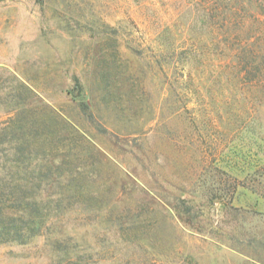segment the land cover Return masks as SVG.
Wrapping results in <instances>:
<instances>
[{
    "label": "rangeland",
    "instance_id": "374dc122",
    "mask_svg": "<svg viewBox=\"0 0 264 264\" xmlns=\"http://www.w3.org/2000/svg\"><path fill=\"white\" fill-rule=\"evenodd\" d=\"M209 4L0 0V128L38 107L61 213L0 264H264V78L225 74Z\"/></svg>",
    "mask_w": 264,
    "mask_h": 264
},
{
    "label": "trees",
    "instance_id": "16d2710c",
    "mask_svg": "<svg viewBox=\"0 0 264 264\" xmlns=\"http://www.w3.org/2000/svg\"><path fill=\"white\" fill-rule=\"evenodd\" d=\"M222 1L209 0L210 34L213 46L223 52L225 74L243 81L255 74L259 81L264 78V0ZM37 108L32 120L27 116L22 120V114H17L0 128V246L30 244L61 216L51 212L53 196L45 202L33 192L45 182L34 178L35 170L30 171L27 163L32 155L30 142L39 140L40 135L41 141L45 140L39 133ZM10 151L14 154L9 155ZM40 152L43 160L49 158L43 148ZM50 156L53 159L55 155ZM60 242L55 244L60 246ZM75 258L80 259L79 255Z\"/></svg>",
    "mask_w": 264,
    "mask_h": 264
}]
</instances>
